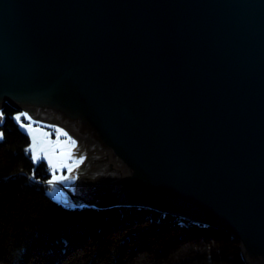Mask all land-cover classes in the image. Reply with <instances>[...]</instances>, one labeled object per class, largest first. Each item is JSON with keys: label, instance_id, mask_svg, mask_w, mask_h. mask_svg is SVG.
Masks as SVG:
<instances>
[{"label": "water", "instance_id": "water-1", "mask_svg": "<svg viewBox=\"0 0 264 264\" xmlns=\"http://www.w3.org/2000/svg\"><path fill=\"white\" fill-rule=\"evenodd\" d=\"M7 104L99 144L84 205L225 230L264 264V0H0Z\"/></svg>", "mask_w": 264, "mask_h": 264}, {"label": "trees", "instance_id": "trees-1", "mask_svg": "<svg viewBox=\"0 0 264 264\" xmlns=\"http://www.w3.org/2000/svg\"><path fill=\"white\" fill-rule=\"evenodd\" d=\"M0 124V264H248L228 231L119 206L68 207L46 187L7 104Z\"/></svg>", "mask_w": 264, "mask_h": 264}, {"label": "rangeland", "instance_id": "rangeland-1", "mask_svg": "<svg viewBox=\"0 0 264 264\" xmlns=\"http://www.w3.org/2000/svg\"><path fill=\"white\" fill-rule=\"evenodd\" d=\"M0 113L3 114L0 117V124H2L5 120L2 108ZM18 116L20 120L17 121L21 129L31 139L29 151L32 159L35 154H39V159H33L35 165L46 161L50 168L51 177L46 187L49 196L72 208L84 206L86 202H94L88 182L99 172V166L90 164V162L93 156L102 153L93 154L91 148L80 140V137L86 139H92V137L78 135L74 129L72 130L66 125L63 127L44 121L42 116H38L36 110H32V112L18 111L16 117ZM43 117L47 119L46 115ZM68 153L71 155L69 156ZM101 204L103 203H97L95 206L103 207L100 206Z\"/></svg>", "mask_w": 264, "mask_h": 264}, {"label": "bare ground", "instance_id": "bare-ground-1", "mask_svg": "<svg viewBox=\"0 0 264 264\" xmlns=\"http://www.w3.org/2000/svg\"><path fill=\"white\" fill-rule=\"evenodd\" d=\"M67 127L73 130V127L71 125H69V124L67 125ZM80 140L86 146L91 148V150L93 151V154L102 153V149L100 148L99 144H95V141L93 139H91V138L90 139H86L84 137H80Z\"/></svg>", "mask_w": 264, "mask_h": 264}, {"label": "snow or ice", "instance_id": "snow-or-ice-1", "mask_svg": "<svg viewBox=\"0 0 264 264\" xmlns=\"http://www.w3.org/2000/svg\"><path fill=\"white\" fill-rule=\"evenodd\" d=\"M2 113H0V117H2ZM16 119L17 120H20V117L18 116V117H16ZM62 135H66L65 133H61ZM0 139H3V133L2 132H0ZM68 155L70 156L71 155V153H68ZM33 159L34 160H37V159H39V154L37 153V154H35L34 156H33Z\"/></svg>", "mask_w": 264, "mask_h": 264}]
</instances>
